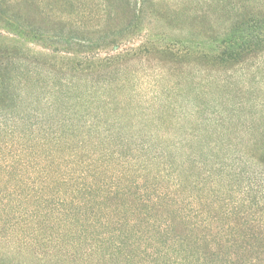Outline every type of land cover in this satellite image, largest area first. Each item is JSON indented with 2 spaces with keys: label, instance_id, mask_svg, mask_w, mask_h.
Masks as SVG:
<instances>
[{
  "label": "trees",
  "instance_id": "16d2710c",
  "mask_svg": "<svg viewBox=\"0 0 264 264\" xmlns=\"http://www.w3.org/2000/svg\"><path fill=\"white\" fill-rule=\"evenodd\" d=\"M19 1L0 0V264H264V0H100L109 54L85 67Z\"/></svg>",
  "mask_w": 264,
  "mask_h": 264
},
{
  "label": "rangeland",
  "instance_id": "374dc122",
  "mask_svg": "<svg viewBox=\"0 0 264 264\" xmlns=\"http://www.w3.org/2000/svg\"><path fill=\"white\" fill-rule=\"evenodd\" d=\"M24 1L25 0L19 1V4L16 6L17 10L19 8L20 13L27 17L29 24L45 32L44 36H76L73 39L75 41L73 48L76 53V59L82 63L83 67L86 66L85 64L87 61H91L90 59L94 58L93 56L99 54L98 56L103 58L109 54V16L106 15L101 17V13H99L101 7L98 3L100 0H85V4L83 2L79 3V0H31V2L27 0V3ZM160 1L162 5L169 4L171 6H176L179 9V7L187 6V1L189 0ZM194 1L196 2L195 4L190 3L193 7L192 14L200 16L203 12L199 10L203 9L205 3L203 0ZM82 9H87L86 12L89 11V15L87 13V15L81 17L80 13ZM58 16L60 17L58 18ZM60 18L62 19L60 20ZM184 19V17L181 18L180 16L178 21L174 20V24H179L180 22L182 23V26L185 22L183 21ZM204 21H201L199 18L196 20L195 24L203 23ZM0 36H4L2 39L5 42L14 38V35L1 27ZM19 44L23 47V49L28 51L32 58L48 61H50L49 59H56L60 65V63H62L61 61L64 62L65 60L63 58L67 57L65 53H62V51L57 54L52 53L51 50L46 48L44 43L41 41L25 42L22 40L19 41ZM30 67L32 69V78H39L40 81L38 84L30 85L29 91H32L34 95L42 96L45 94V97H47V91H49L51 87V85L47 83V81L50 80L47 69L36 65H30ZM56 74H60V72H56L53 75ZM140 80V94L142 96L150 97L155 94V92L160 90L162 81L158 80L157 82L155 73H147L143 75ZM179 87L181 88V95L174 98L176 104H188L195 102L196 99L193 97L192 91L187 90V87L182 88L181 85ZM78 88H83V85L81 84ZM90 263L96 264L94 261ZM28 264H38V262L31 258ZM40 264H44V262H40ZM75 264H81V262H75Z\"/></svg>",
  "mask_w": 264,
  "mask_h": 264
}]
</instances>
